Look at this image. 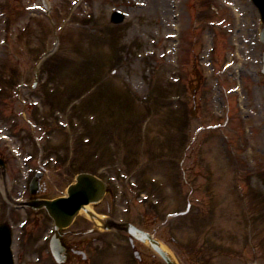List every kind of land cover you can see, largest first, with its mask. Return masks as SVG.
Instances as JSON below:
<instances>
[{
    "label": "rangeland",
    "instance_id": "374dc122",
    "mask_svg": "<svg viewBox=\"0 0 264 264\" xmlns=\"http://www.w3.org/2000/svg\"><path fill=\"white\" fill-rule=\"evenodd\" d=\"M41 1L0 0V135L7 140H0V156L6 160L8 182L17 176L21 163L11 150L21 158L31 156V163L67 161L74 171L72 165L90 167L94 158L97 166L116 157V168L137 167L148 158L145 150L152 151L164 134L174 138L165 146H173H159V156L160 151L174 153L192 140L187 163L194 164L188 178L198 190L193 198L208 201L210 208L192 221L199 227L213 225L222 252L216 264H264V231L257 228L255 232L261 233L253 241L251 230L254 223L259 227L255 211L264 210V77L258 62L262 48L256 42L257 13L251 2L166 0L162 9L158 0H139L145 7L135 9V0H48L42 12L34 8ZM114 8L129 14L118 27L109 23ZM236 24L245 37L252 31L251 41L239 37L244 61L237 67V77L236 66L225 67L235 61ZM49 51L53 52L40 58ZM37 64L38 84L32 89ZM237 78L244 111L238 110L231 92ZM19 81L28 86L19 88ZM98 88L108 95V104L121 109L127 106L122 97L132 96V109L139 117L127 124L134 140L129 139V148L111 140L112 119L108 112L100 114L102 103L92 96ZM173 93L180 97L176 106L164 100ZM149 107L151 113L145 111ZM200 128L215 130L197 132ZM234 155H239V166L232 164ZM49 166L45 181L49 194L57 195L68 181L52 163ZM140 170L146 169H136L139 175ZM156 171L159 182L167 184L162 175L171 171L169 167L157 169L152 163L147 173ZM134 205V211H142V206ZM9 212L0 184V223L8 220L15 227L18 264H52L46 242H36L45 234L44 224L37 230L32 225L21 228L22 211Z\"/></svg>",
    "mask_w": 264,
    "mask_h": 264
},
{
    "label": "bare ground",
    "instance_id": "6f19581e",
    "mask_svg": "<svg viewBox=\"0 0 264 264\" xmlns=\"http://www.w3.org/2000/svg\"><path fill=\"white\" fill-rule=\"evenodd\" d=\"M161 6H162V9L167 5V2L166 1H164V0H161Z\"/></svg>",
    "mask_w": 264,
    "mask_h": 264
}]
</instances>
